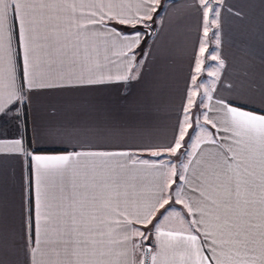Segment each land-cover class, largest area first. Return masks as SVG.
<instances>
[{
    "label": "snow or ice",
    "instance_id": "6c2138e0",
    "mask_svg": "<svg viewBox=\"0 0 264 264\" xmlns=\"http://www.w3.org/2000/svg\"><path fill=\"white\" fill-rule=\"evenodd\" d=\"M222 4L194 0L203 36L183 119L161 148L112 143L114 130L100 125L40 120L54 93L140 78L161 0H0V118L17 129L0 138V222L10 181L18 182L22 264H264V85L257 105L255 81L226 79L225 61L209 51ZM212 38L218 47L219 33ZM206 59L216 62L210 84L198 83ZM200 95L208 102L197 104ZM196 126L201 135L193 139L188 130ZM41 141L68 146L46 149ZM9 160L19 163L18 181ZM146 176L154 177L147 198ZM172 219L178 229L169 227Z\"/></svg>",
    "mask_w": 264,
    "mask_h": 264
},
{
    "label": "crops",
    "instance_id": "0c3cea01",
    "mask_svg": "<svg viewBox=\"0 0 264 264\" xmlns=\"http://www.w3.org/2000/svg\"><path fill=\"white\" fill-rule=\"evenodd\" d=\"M126 2L135 4L136 0ZM161 5L163 7L158 8L155 24H151L147 29L150 38L143 45V52H150L151 55L144 56L146 66L141 69L140 78L132 81L113 79L73 93H54L46 98L49 103L40 113L41 122L104 126L115 132L110 138L112 143L161 148L170 144L177 135L178 121L183 119L182 106L186 104L184 99L186 81L192 71L193 55L194 52H198V41L202 38L203 32L194 0H161ZM218 10L219 28L210 29L209 51L215 49L225 61L223 76L226 79L237 84L245 78L255 81L257 91L251 98L258 105L261 99V86L264 85V4L261 0H223ZM118 27L125 32L132 31L128 26ZM138 27L145 31L143 25ZM212 31L219 33L218 47L212 38ZM215 66V61L206 59L205 71L198 78V83L210 84L211 78L207 76V70ZM200 91L202 93L203 89ZM219 94L227 95L223 90ZM198 99L199 96L196 98L197 104ZM201 100L208 102L203 96ZM246 102L247 98L240 101ZM209 116L214 117V113L209 112ZM201 117L200 123L203 124ZM31 124L30 116L29 136ZM16 134L15 122L10 118H0V138L11 139ZM188 134L193 139L201 135L199 126L195 127V131L190 128ZM223 135V132L218 133V136ZM185 139L188 140L187 135ZM40 143L46 149L68 146L60 145L59 142ZM190 149L191 142L187 149L182 148L181 151ZM140 155L141 158L149 160L161 159L152 157L150 152H143ZM163 158L171 159L178 166L187 162L184 156H181L179 161L167 155ZM7 167L10 174L13 169L15 170L18 181L19 163L9 160ZM153 183L154 177L144 178L145 198L150 196ZM9 191L11 196L9 213L6 220L0 222V260H3L4 264H22L24 257L18 248L22 235L18 182L10 181ZM169 227L178 229L180 225L172 219Z\"/></svg>",
    "mask_w": 264,
    "mask_h": 264
},
{
    "label": "rangeland",
    "instance_id": "374dc122",
    "mask_svg": "<svg viewBox=\"0 0 264 264\" xmlns=\"http://www.w3.org/2000/svg\"><path fill=\"white\" fill-rule=\"evenodd\" d=\"M201 97H202V95L201 96H199V99L197 100L198 101V103H200V101H201ZM196 111V109L193 111V112H195ZM202 118V117H201ZM197 127V126H196Z\"/></svg>",
    "mask_w": 264,
    "mask_h": 264
},
{
    "label": "water",
    "instance_id": "95a60500",
    "mask_svg": "<svg viewBox=\"0 0 264 264\" xmlns=\"http://www.w3.org/2000/svg\"><path fill=\"white\" fill-rule=\"evenodd\" d=\"M150 263V259L148 260V264Z\"/></svg>",
    "mask_w": 264,
    "mask_h": 264
}]
</instances>
